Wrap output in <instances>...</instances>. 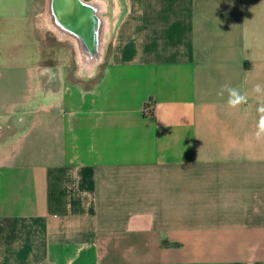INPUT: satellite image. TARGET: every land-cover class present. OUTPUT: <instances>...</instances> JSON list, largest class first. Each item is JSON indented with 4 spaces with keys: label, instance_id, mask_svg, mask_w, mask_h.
Here are the masks:
<instances>
[{
    "label": "crops",
    "instance_id": "crops-1",
    "mask_svg": "<svg viewBox=\"0 0 264 264\" xmlns=\"http://www.w3.org/2000/svg\"><path fill=\"white\" fill-rule=\"evenodd\" d=\"M81 2L0 0V264H264V0Z\"/></svg>",
    "mask_w": 264,
    "mask_h": 264
},
{
    "label": "water",
    "instance_id": "water-1",
    "mask_svg": "<svg viewBox=\"0 0 264 264\" xmlns=\"http://www.w3.org/2000/svg\"><path fill=\"white\" fill-rule=\"evenodd\" d=\"M52 2H53V6H54L53 8L55 10V0H52ZM59 5H60V10H61L59 12V18L62 20L65 19L67 21V23L72 24V26L68 27L67 29H71V31H72L74 28H78L79 17H77V13H79L80 8L83 6V2H81V0H59ZM56 6H57V4H56ZM92 6L93 5L90 3L85 4V15H86L85 19L88 21L89 26H90L91 22L96 21V18L94 16L96 11L95 12L93 11ZM56 8L58 9V7H56ZM64 9H65V11H64ZM59 22H60V20H59ZM100 45H101V43H99V47H100ZM86 46L93 48V47H96V44L94 45L92 43H89V44H86ZM88 61L97 63V62H100L101 59L96 58V59L88 60Z\"/></svg>",
    "mask_w": 264,
    "mask_h": 264
},
{
    "label": "clouds",
    "instance_id": "clouds-1",
    "mask_svg": "<svg viewBox=\"0 0 264 264\" xmlns=\"http://www.w3.org/2000/svg\"><path fill=\"white\" fill-rule=\"evenodd\" d=\"M225 91H227V93H228L227 104L229 107L236 108L237 106H239L241 104L247 103V99H248L247 95L242 94L237 88H233V87L226 84V85L222 86V88L218 94L223 95ZM253 91L255 93H264V88H262L259 84H257L254 87ZM258 111L260 113H264V104L259 106ZM255 136L258 140L261 138H264V115H262L260 120H259Z\"/></svg>",
    "mask_w": 264,
    "mask_h": 264
},
{
    "label": "rangeland",
    "instance_id": "rangeland-1",
    "mask_svg": "<svg viewBox=\"0 0 264 264\" xmlns=\"http://www.w3.org/2000/svg\"><path fill=\"white\" fill-rule=\"evenodd\" d=\"M8 2L9 3H16L17 2V0H8ZM2 22V24H8L10 21L9 20H4V21H1ZM6 31V30H5ZM7 33H4V35L3 36H7L8 38H9V40H10V38L13 36V35H17L18 33H16V34H12V32H10V31H6ZM19 45V43H18V41L15 43V42H13V46H12V48L13 49H15L16 47H17V45Z\"/></svg>",
    "mask_w": 264,
    "mask_h": 264
}]
</instances>
